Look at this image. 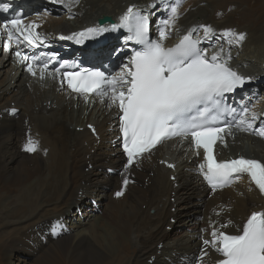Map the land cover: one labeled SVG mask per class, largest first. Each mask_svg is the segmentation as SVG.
Wrapping results in <instances>:
<instances>
[{"label": "bare ground", "instance_id": "6f19581e", "mask_svg": "<svg viewBox=\"0 0 264 264\" xmlns=\"http://www.w3.org/2000/svg\"><path fill=\"white\" fill-rule=\"evenodd\" d=\"M100 1L57 0L54 3L53 0H31L27 9L33 10L34 15L40 12L42 4L52 11L41 16L32 15L26 23L37 24L48 43L61 48L65 47L66 40L57 37L63 30L74 33L76 29H89L91 26L108 29L107 45L96 44L85 51L87 61L100 66L113 58L120 48L125 49L130 32L117 24H121V17L131 8L126 6L133 0H106L114 7L122 2L121 16L114 8H106L94 13L95 18H87L84 12ZM124 1H127L125 5ZM250 1L246 0L247 9L241 15L242 18L244 14L249 15L255 20L256 27L249 28L251 33L248 31L245 44L239 51L246 54V48L252 45L256 53L250 51L249 56L264 61V20ZM145 2L143 13L151 18L153 24L150 33L160 39V31H167V39L163 41L166 46L173 45L185 35H192L187 32L189 29L199 37L201 44L210 42L208 38H215L216 34L223 35L226 30L236 32L232 20L238 13L237 6L231 4L234 9L229 10L224 7L226 0H188L183 7L178 0H156L163 5L162 8L155 5V0ZM177 3L180 5L178 17L174 24L165 27L162 16L165 17L166 10ZM65 6L70 9L66 19L51 15L55 9ZM219 8L224 13H217ZM106 14L113 16L117 24L98 28L89 21ZM70 20L78 23L71 25ZM114 25L117 26L115 31L111 30ZM203 26H211L213 33L206 35ZM244 30L247 29L240 28V31ZM178 31L184 33L175 38ZM192 38L196 39L194 34ZM225 38L226 42L221 43V56L226 60L231 57L228 63L233 69L245 77L250 76V72L262 73L260 76L264 74L262 69H244L247 62L239 52L234 59L232 51L235 48H231L229 38ZM100 39H96L97 42H101ZM217 42L213 40L211 46H221ZM0 46V78L5 75L0 81V197L6 201L8 191L14 187L23 189L19 198L12 200L8 207L1 205L0 259L6 257L8 249L16 244L20 245L17 251L29 248L31 256L37 255L38 251L31 249L34 244L46 243L43 247L44 264H207L223 258L211 244H204L205 240H212L213 230L239 234L253 211H264V197L245 174L234 178L230 187L210 188L199 168L204 163L202 150L199 149L197 154V150L192 148L193 141L188 144L183 141H177L178 144L176 141L161 142L129 166L127 155L120 150L118 106H109L110 102L98 95L94 98L89 95L85 99L84 95L75 94L60 72H44L45 79L38 80L41 69L36 68V76L30 73L28 63L19 60L4 36H0ZM206 53L209 57L217 55L215 51ZM93 54L97 58H92ZM127 63L124 54L109 68L119 66L121 72ZM254 80L260 86V77ZM254 80L251 78L248 82L249 87ZM257 85L254 87L258 88ZM11 93L13 96L10 97ZM247 93L253 109L263 110L264 103L252 99L250 91ZM239 101L242 102L240 97ZM255 119L247 134L245 126H240L236 133L230 131L224 144L218 143L217 155L223 159L246 156L264 161V140L251 133L258 127ZM29 138L37 144L35 152L24 151ZM170 163L175 165L169 167ZM103 170L108 174L104 179H94L98 186L100 183L109 184L113 171H121V179H128L129 183L125 188L121 179H117L114 189L119 188L124 195L112 201L107 220L102 222L90 209L81 213L79 200L84 194V183ZM56 195L58 197L53 199ZM75 195L79 197L74 202ZM177 203H182L177 216L186 217L182 222L185 226L171 236L166 234L165 227L173 219L172 210ZM196 206L199 210L194 212ZM72 208L76 213L70 219L72 225L66 226L62 216L68 215ZM153 208L155 212L151 213ZM71 226L85 228L70 237L66 230H71Z\"/></svg>", "mask_w": 264, "mask_h": 264}, {"label": "snow or ice", "instance_id": "6c2138e0", "mask_svg": "<svg viewBox=\"0 0 264 264\" xmlns=\"http://www.w3.org/2000/svg\"><path fill=\"white\" fill-rule=\"evenodd\" d=\"M179 6L177 3L170 8L171 18L164 21L165 27L174 24ZM38 27L35 23L24 24L17 17L0 27V36H6L9 42L22 40L37 47L43 43L42 37L36 32ZM119 27L131 33L128 40L143 45L123 65L120 73L106 76L103 72L82 69L77 72L66 71L63 76L68 86L74 92L83 94L85 99L95 93L102 100L107 99L109 106H118L122 113L120 130L128 165L131 166L164 140L191 137L197 154L199 149L204 150V163L199 168L214 189L232 183L238 174H247L259 191L264 193V162L244 157L218 162L214 155V145L217 139H222L219 134L227 130L216 126V122L224 111H235L224 108L222 98L225 93L234 92L249 82L251 77H244L232 70L228 66L230 56L227 60L221 59L219 54L208 58L206 52L198 48L199 41L192 39L191 34L185 35L174 47H165L163 41L168 36L165 30L160 31L159 40L150 41L148 16L134 12L133 8H129L121 17ZM203 27L206 35L213 33L211 26ZM107 30L89 28L86 32L74 35L80 37L76 42L82 43L86 35L100 34ZM111 30H117V26L114 25ZM223 35L229 38V43H241L246 38L245 34L230 29ZM15 54L22 61L31 59L27 70L33 75L37 74L36 58H30L19 51ZM47 67V63L43 64L41 78ZM247 112L245 108L243 117L247 116ZM243 117L236 126H245L244 130L251 129L252 123ZM257 134L264 136V130H258ZM36 150V142L29 138L24 151ZM128 183V179L123 181L125 188ZM123 195V191L116 193L117 197ZM211 235L212 240H205L204 244H211L222 254L224 258L219 264H264V211L253 212L240 234L213 230Z\"/></svg>", "mask_w": 264, "mask_h": 264}, {"label": "rangeland", "instance_id": "374dc122", "mask_svg": "<svg viewBox=\"0 0 264 264\" xmlns=\"http://www.w3.org/2000/svg\"><path fill=\"white\" fill-rule=\"evenodd\" d=\"M178 1L181 3V6L183 7L188 0H178ZM79 2H80V0H79ZM100 2H98L96 5H94V7H92V6L88 7L89 10L84 12V13H86L85 15L87 16V18H95L96 15L94 13L100 11L101 9H106V8H108V9L114 8V10H117L119 12V15L123 14V9L120 10V4H122V2L119 5H117L116 7H114L113 3L110 4L109 1H106V0H101ZM133 2L132 3H128V5L126 7L131 6V5H137L138 7H140V9L142 11H144V9L146 8L145 7V5H146L145 0H140V1H134L133 0ZM135 2H136V4H135ZM250 2L256 8L257 13L260 14V16L262 15V20H264V18H263V16H264V0H257V3H256L255 0H251ZM126 3H127V1H124L123 5H125ZM246 3H247L246 0H232V1L231 0H226V2L224 4V7H227L229 10L234 9L231 4H235L237 6L238 13L236 14V17L233 18L232 21L235 23L236 33H243V34H245V37H246L248 31L251 33V30L249 28L254 29L256 27V24L254 23L255 20L251 19L249 15L246 16L244 14L245 16L243 15V18H242L241 12H243L244 10L247 9ZM156 4L158 5L159 8H162V6H163L161 3H157L156 0H155V5ZM142 6H144V7H142ZM171 7H169L166 10V12L164 14L165 17L162 16V19H165V21H167L171 17V12H170V8ZM43 9H44V11H43ZM67 10H70V9H68L67 6L63 7L60 10L59 9H55V11H54L55 13L51 14V15L52 16L54 15V16L59 17V18H65L66 14H67ZM239 10H240V12H239ZM39 11L40 12L37 13L36 15L41 16V14H47V12L50 13L52 10L49 8V6H46L45 4H42L41 10H39ZM216 12L217 13L218 12L219 13H224L223 10H221V8H219V10L216 11ZM36 15L33 14V16H36ZM106 15H108V14H106ZM237 16H239V17L237 18ZM229 18H230V16L228 15V19ZM245 19H248V20L250 19V21L245 20ZM240 20H242V21L240 22ZM89 21L91 23H93V24L96 23V20L91 21V19H90ZM245 21L248 22V23H246ZM251 21H252V23H250ZM70 23H71V25H73V24L76 25L78 22L77 21L75 22V20H70ZM238 23H239V25H238ZM114 24H117L116 20H115ZM112 25L113 24H111L110 26H112ZM117 25L119 26V24H117ZM82 28L84 29L85 27H82ZM240 28L247 29V30L240 31ZM81 30L76 29L74 31V33L79 32ZM187 31H189L192 34H194V36L200 41L199 37L193 32V30L189 29ZM105 32L106 31H104L102 34H104ZM178 32H177V36L180 35V31H178ZM263 34H264V30H263ZM113 39H114V37H113ZM208 39L210 40V42L203 43L202 44L203 45V49L205 48V51H208V50H211V49H215V50L218 51V53H220V56H221V53H222L221 48L223 46V44H221V43L226 42L225 36L224 35H219L218 36V34H216L215 38L213 36L212 38H208ZM213 40L220 42L221 46L220 45L219 46H211ZM237 44H239V46H237ZM244 44H245L244 41L241 42V43H232V44L230 43L229 44L231 48H233V49L235 48L234 52L232 51V53H234L233 54L234 57H235L234 59L237 58L236 54L239 52L238 54L243 56V60L247 62V64H246L247 67H245L244 69H246V68L247 69H249V68L253 69L254 68V69H257V70L258 69H262L263 72H264V61H262V60L258 61L257 57L253 58V57L249 56V55H251L250 51H255V53H256V50H255V48L252 45H250V46H248L246 48L247 49V50H245L246 54H244V52H242V51L241 52L239 51V48H242L244 46ZM205 45H207V47H209V49L207 47H205ZM263 46H264V43H263ZM236 47H238V48H236ZM0 51H1V49H0ZM246 51L249 52V53L247 54ZM1 56H2V54H1ZM240 58H242V57H240ZM261 61H262V63H261ZM17 70L19 71V69H17ZM251 74L255 76V79H258V76H259L260 80H261L260 81V86H258V88L254 87V86H256L254 83L249 88L250 93H252L251 97H252V99H257L259 101V103L260 102L264 103V100H263L264 99V78H262V77H264V74L261 75V76H260V74H262V73H259V72H255V73H251ZM4 77H5V75H3L0 78V81H2L4 79ZM257 90H259V91L257 92ZM9 96L10 97L13 96V93H11ZM55 108H56V105L53 106V109H55ZM21 112H22V110L19 111V113H21ZM175 156H176V154H175ZM107 174L108 173H106V170H103V172L101 174L94 175L93 179H90V180L86 181L84 183V185H83V188H82L84 194L81 196V200H79L81 202V204H82L81 213H84L87 209H90V212L93 211L95 213L96 216H94V217H99V219H101L102 222L107 220L106 214H107L108 208L112 205L111 204L112 201L117 198L116 193L119 191V188L118 189L117 188L114 189V188L116 187L117 179H119V178L121 179V171H113V173L111 172V174H110L111 179L109 180V184L100 183V185L98 186L96 183H94V179H96L97 177H98V179H104L105 175H107ZM170 180H172V175L170 176ZM120 182H121V185H122L123 184V180L121 179ZM22 192H23V189L14 187L13 190L8 191L7 196H9V198L6 201H5L4 197H2V198L0 197V212H1V209H2V206H1L2 204L8 207L10 205V202H12V200L15 201V199H18L19 196L22 194ZM10 197H12V198H10ZM57 197H58V195L54 196L53 199H55ZM78 197L79 196L76 197V195H75V197H73V201L75 202ZM181 205H182V203L175 204V206H174V208L172 210L173 214H174V217L171 220V222L169 224H167L166 227H165V232L168 235L174 236L177 232L182 230L183 226H185V224H182V222L186 219V217L179 218V216H177V215H179L178 212L181 211V210H179ZM154 210L155 209L153 208L151 210V213H154L155 212ZM197 210H199V208L197 206L193 208L194 212H196ZM74 213H76L75 212V208H72L68 215H63L62 216L63 222H64V224L66 226L72 225V222H70V219L74 218V216H75ZM194 215L196 216L197 213H195ZM75 223L78 224L77 221H75ZM71 228H72L71 230H66L67 231L66 233L68 235H70V237L72 235H74L77 231L83 230L85 227H82V226H79V227L71 226ZM48 244H50V243H48ZM39 245L40 246H38L37 244H34L33 247L31 248V249H34V250L35 249L38 250L35 253L37 255H31L30 256L29 253H30L31 250H29V248L27 250H24V251H17L16 249L18 247H20V245L16 244V245L12 246L10 249H8L7 256L2 258V259H0V264H20L21 263L20 260L27 261L26 263H23V264H44L43 258L45 256V254H44V251H43V247L46 245V243H42V244H39Z\"/></svg>", "mask_w": 264, "mask_h": 264}, {"label": "water", "instance_id": "95a60500", "mask_svg": "<svg viewBox=\"0 0 264 264\" xmlns=\"http://www.w3.org/2000/svg\"><path fill=\"white\" fill-rule=\"evenodd\" d=\"M114 23H115V20L113 16H110V15H102L101 17L97 19V25L99 27H104L107 24H114Z\"/></svg>", "mask_w": 264, "mask_h": 264}, {"label": "clouds", "instance_id": "9594fccd", "mask_svg": "<svg viewBox=\"0 0 264 264\" xmlns=\"http://www.w3.org/2000/svg\"><path fill=\"white\" fill-rule=\"evenodd\" d=\"M28 6H29V4H28ZM25 8L27 9V6H26ZM32 11H33V10H32ZM33 13H34V12H33ZM33 13H32V14H33ZM32 14L28 15L27 18H26L25 20H28V19L32 16ZM98 18H99V17H98ZM98 18H97V19H98ZM96 22H97V20H96ZM26 24H27V23H26ZM28 24H30V23H28ZM36 32H38V33L41 35V31H39L38 28L36 29ZM62 32H68V31H67V30H63ZM68 33H69V32H68ZM26 45H28V44H26ZM28 46H29V45H28ZM0 52H1V51H0ZM18 58H19V57H18Z\"/></svg>", "mask_w": 264, "mask_h": 264}]
</instances>
